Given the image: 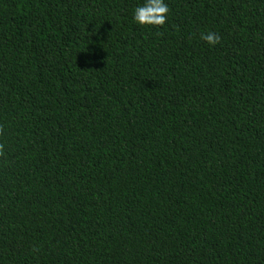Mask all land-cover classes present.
<instances>
[{
  "label": "trees",
  "instance_id": "obj_1",
  "mask_svg": "<svg viewBox=\"0 0 264 264\" xmlns=\"http://www.w3.org/2000/svg\"><path fill=\"white\" fill-rule=\"evenodd\" d=\"M141 2L0 0V264H264V0Z\"/></svg>",
  "mask_w": 264,
  "mask_h": 264
},
{
  "label": "clouds",
  "instance_id": "obj_2",
  "mask_svg": "<svg viewBox=\"0 0 264 264\" xmlns=\"http://www.w3.org/2000/svg\"><path fill=\"white\" fill-rule=\"evenodd\" d=\"M168 5L165 0H142L132 13V21L138 25H162L166 20ZM200 39L209 45L220 42V36L212 31L202 32Z\"/></svg>",
  "mask_w": 264,
  "mask_h": 264
}]
</instances>
